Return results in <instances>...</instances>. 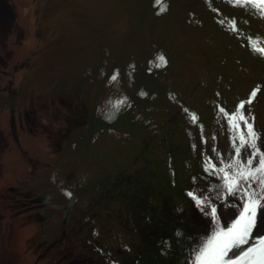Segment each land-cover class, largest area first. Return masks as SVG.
Listing matches in <instances>:
<instances>
[{
	"label": "water",
	"instance_id": "obj_1",
	"mask_svg": "<svg viewBox=\"0 0 264 264\" xmlns=\"http://www.w3.org/2000/svg\"><path fill=\"white\" fill-rule=\"evenodd\" d=\"M26 1L39 45L0 71L31 168L0 198L25 214L13 264H198L209 247L264 264L261 0Z\"/></svg>",
	"mask_w": 264,
	"mask_h": 264
},
{
	"label": "rangeland",
	"instance_id": "obj_2",
	"mask_svg": "<svg viewBox=\"0 0 264 264\" xmlns=\"http://www.w3.org/2000/svg\"><path fill=\"white\" fill-rule=\"evenodd\" d=\"M28 4L26 0H0V71L15 70L39 45L34 35L35 30L28 29L30 23L34 22ZM7 126L0 120V198L8 193L7 189L15 184L18 175L26 176L31 170L27 163H23L24 157L20 156L18 150L13 149L15 136ZM16 160L27 167V172L17 170L19 166ZM24 218V213L0 199V264H13L16 261L10 247L13 235L11 220L20 219L22 225L25 224L22 221ZM18 259L20 262V252Z\"/></svg>",
	"mask_w": 264,
	"mask_h": 264
},
{
	"label": "snow or ice",
	"instance_id": "obj_3",
	"mask_svg": "<svg viewBox=\"0 0 264 264\" xmlns=\"http://www.w3.org/2000/svg\"><path fill=\"white\" fill-rule=\"evenodd\" d=\"M239 2V0H238ZM261 3L264 4V0H261ZM264 51V50H262ZM161 60L163 61V57H161ZM259 206V201H252L248 207L245 208L244 215L241 217V220L237 221L236 226H234L233 229L230 230V232L236 231V229H239L240 239L239 243L245 242L242 237L248 236L250 233V230L255 227L256 223V208ZM214 211V210H213ZM250 213V214H249ZM219 235H228L227 233L224 234H218ZM264 243V241H262ZM211 251V247L206 248L200 256L197 257L198 264H217L216 260L212 259H206L209 257V253ZM225 254L224 250H221L220 255L223 256ZM247 255V253H246Z\"/></svg>",
	"mask_w": 264,
	"mask_h": 264
},
{
	"label": "bare ground",
	"instance_id": "obj_4",
	"mask_svg": "<svg viewBox=\"0 0 264 264\" xmlns=\"http://www.w3.org/2000/svg\"><path fill=\"white\" fill-rule=\"evenodd\" d=\"M40 7V6H39Z\"/></svg>",
	"mask_w": 264,
	"mask_h": 264
}]
</instances>
